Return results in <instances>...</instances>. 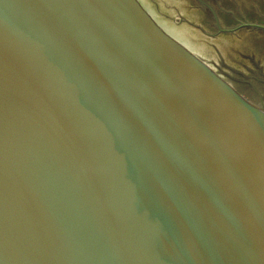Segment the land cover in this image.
<instances>
[{
  "label": "water",
  "instance_id": "obj_1",
  "mask_svg": "<svg viewBox=\"0 0 264 264\" xmlns=\"http://www.w3.org/2000/svg\"><path fill=\"white\" fill-rule=\"evenodd\" d=\"M0 264H264V0H0Z\"/></svg>",
  "mask_w": 264,
  "mask_h": 264
}]
</instances>
